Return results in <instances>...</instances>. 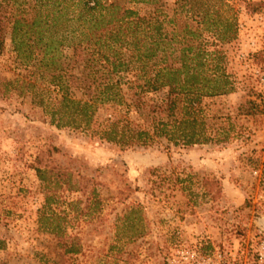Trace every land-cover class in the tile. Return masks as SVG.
Masks as SVG:
<instances>
[{
	"label": "rangeland",
	"instance_id": "374dc122",
	"mask_svg": "<svg viewBox=\"0 0 264 264\" xmlns=\"http://www.w3.org/2000/svg\"><path fill=\"white\" fill-rule=\"evenodd\" d=\"M172 4L174 0H166ZM237 13L239 35L219 43L221 64L234 89L202 97L199 121L207 143L189 147L124 148L84 128L57 127L30 94L0 92V261L5 264H189L221 261L259 264L264 255V0H227ZM146 14L152 6L127 4ZM6 29L0 56L3 83L26 72ZM11 89V87H10ZM3 91V90H2ZM166 90L149 94L159 99ZM133 92V90H131ZM122 108H119L121 110ZM102 108L98 122L109 117ZM249 111V112H247ZM141 121V119H140ZM57 148V150H53ZM51 154V155H50ZM68 167L94 179L101 209L63 188L53 208L68 216L66 233L82 251L61 255L55 235L40 227L44 193L37 160ZM35 165V166H34ZM155 170L158 174H153ZM166 177L159 186V178ZM172 175V178H169ZM78 205L79 216L70 203ZM132 211L134 229L118 228ZM118 219V220H117ZM138 238L128 240L134 232ZM120 233V239L116 234ZM110 245H114L111 249Z\"/></svg>",
	"mask_w": 264,
	"mask_h": 264
},
{
	"label": "trees",
	"instance_id": "16d2710c",
	"mask_svg": "<svg viewBox=\"0 0 264 264\" xmlns=\"http://www.w3.org/2000/svg\"><path fill=\"white\" fill-rule=\"evenodd\" d=\"M129 3L152 9L141 14ZM9 26L12 50L26 72L3 83L1 94L12 89L30 94L52 125L84 128L124 148L209 142L197 106L202 97L234 89L223 56L209 49L239 35L237 13L227 0H0V56ZM162 90L159 99L146 96ZM106 107L115 110L98 122L99 110ZM34 168L45 196L40 227L55 235L61 255L81 253L80 237L66 233L67 214L53 206L66 188L87 197L90 211L80 210L81 215L100 210L99 189L91 187L94 179H76L68 167L41 158ZM166 177L158 179L160 187ZM81 203L70 206L78 213ZM131 213L117 229L133 231Z\"/></svg>",
	"mask_w": 264,
	"mask_h": 264
},
{
	"label": "built area",
	"instance_id": "2783aa9c",
	"mask_svg": "<svg viewBox=\"0 0 264 264\" xmlns=\"http://www.w3.org/2000/svg\"><path fill=\"white\" fill-rule=\"evenodd\" d=\"M260 258H261L262 262L259 264H264V255L260 254ZM189 264H235V263L207 260V261H195L193 263L190 262Z\"/></svg>",
	"mask_w": 264,
	"mask_h": 264
}]
</instances>
